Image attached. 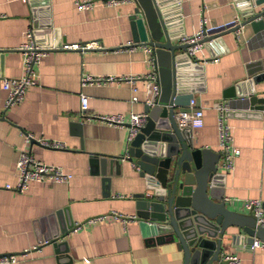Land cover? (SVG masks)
I'll return each instance as SVG.
<instances>
[{
    "label": "crops",
    "instance_id": "obj_1",
    "mask_svg": "<svg viewBox=\"0 0 264 264\" xmlns=\"http://www.w3.org/2000/svg\"><path fill=\"white\" fill-rule=\"evenodd\" d=\"M36 1V2H33ZM174 33L198 28L201 16L220 22L237 15L244 7L233 0H163ZM136 0L108 4L96 0L91 8L77 9L74 0H0V252L19 254L14 264H182L183 251L173 241L146 238L138 216L123 219L118 213L135 214L136 191H150L145 178L126 159L119 172L104 181L91 153L123 154L128 145V125L115 126L88 117L91 113L144 111L146 78L133 81L137 99L126 79L116 82L88 83L80 86L83 72L98 74H145L150 65L142 43L134 42L132 18ZM257 5L255 8L260 7ZM49 23L50 43H77L79 46L52 47L35 66L37 83L25 90L22 99L4 105L6 91L2 77L22 72L20 44L28 25L43 43L42 34ZM54 35L52 36V32ZM204 41L198 53L207 57L203 65L189 62L180 84L176 110L187 107L189 96L203 105V125L192 129L195 146L220 151L217 140L216 105L224 98L227 86L249 76L247 64L259 58L264 65V36L250 23ZM178 42L177 38L172 39ZM181 49H176L175 52ZM211 56H217L215 60ZM185 65V64H184ZM184 72V73H185ZM253 92L264 95V77L251 83ZM88 94L87 109L79 107V93ZM227 114L233 140L239 147L234 166L224 172L220 189L225 204L247 211L244 200L262 199L264 205V116L242 113L233 107ZM240 110V111H238ZM57 138L63 148L26 142L24 133ZM19 148L30 150L38 159L63 166L71 172L68 181L42 183L32 180L26 189L6 187L15 183V159ZM218 164V163H217ZM218 190H215L217 192ZM118 194V195H116ZM63 220L73 223L58 241L42 240L41 226L48 212L61 210ZM114 212V213H113ZM91 216H97L90 218ZM75 222L78 224L75 226ZM234 226L222 236L221 255L234 252L241 264H264V245L253 248L245 234L233 238ZM36 245V246H33ZM212 264H220L213 262Z\"/></svg>",
    "mask_w": 264,
    "mask_h": 264
},
{
    "label": "water",
    "instance_id": "obj_2",
    "mask_svg": "<svg viewBox=\"0 0 264 264\" xmlns=\"http://www.w3.org/2000/svg\"><path fill=\"white\" fill-rule=\"evenodd\" d=\"M136 1L135 12L140 10V14L132 18V36L134 43L152 46L161 90L156 102L144 104L145 120L128 138L123 154L91 153L89 161L97 165V172L102 174L104 181H109L110 174L119 172L121 159L128 160L145 178L150 191H136L132 195L135 214L140 218L146 238L174 241L183 251L182 264H223L221 241L228 227L237 228L231 232L233 238L245 234L249 241L258 237L264 242V225L256 224L252 210L237 211L225 204L216 174L220 151L195 146L192 128L176 124L175 105L179 98V80L183 76L180 69L185 65L175 50L185 49L187 42L172 41L174 23L160 8L163 0ZM254 3L243 6L244 19L212 31L205 38L220 35L224 30H234L245 22L264 36V0H254ZM45 26L43 39L50 44V24L45 23ZM35 36L39 35L36 33ZM55 44L59 45V42ZM247 73L249 76L224 90L223 95L228 97L225 99L226 114L236 111L233 107H239L242 113H262L264 95L255 94L251 87L253 80L264 77L262 61L259 58L250 60ZM31 141L36 140L32 138ZM62 210L46 214L41 226L42 240L52 241L55 245L64 243L58 238L73 223L62 219Z\"/></svg>",
    "mask_w": 264,
    "mask_h": 264
},
{
    "label": "built area",
    "instance_id": "obj_3",
    "mask_svg": "<svg viewBox=\"0 0 264 264\" xmlns=\"http://www.w3.org/2000/svg\"><path fill=\"white\" fill-rule=\"evenodd\" d=\"M96 0H74L76 8L85 9L91 8ZM108 4H116L122 1L128 0H99ZM239 6H249L254 5V0H233ZM161 9L168 15V10L164 2L160 5ZM169 17V15H168ZM240 21V17L236 14L233 17L220 21L213 22L208 20V18L203 14L200 19L198 28L191 32L185 33H174V37L177 38L178 42H187L185 49L178 51L179 57L183 58V62L186 65L189 62H194L201 66L207 60L206 56H201L198 53L201 51L204 45V41L207 39L205 36L212 31L221 30V28L228 27ZM240 25L234 29V34L238 38ZM24 40L20 44L21 50V64L22 72L18 76L2 77L1 86L6 91V97L4 105L8 106L14 102L19 101L23 98L25 90L31 84L37 83V73L35 66L39 64L43 55L50 48L64 46H79L77 43H63L62 45H56L54 42L50 44L43 43L40 39H37L34 32V26L28 25L23 32ZM133 41L129 44L133 45ZM142 48L146 54V60L150 65V69L145 74L133 73V74H98L94 75L91 73L83 72L80 76V86L88 83H101V82H116L122 79L130 81V89L133 91L131 100L137 99V87L133 84V81L141 77L142 75L146 78L144 89L146 92L145 102L152 104L157 101V97L160 93V84L158 80V71L156 69V57L153 52L152 46L149 44L142 43ZM213 59H217V56H211ZM184 66V67H185ZM183 70L181 67L180 71ZM182 71L183 76L179 80V85L182 83L184 76L187 72ZM180 90V86L178 87ZM88 104V94L85 91H80L79 93V107L84 111L87 109ZM216 105V123H217V140L220 146V155L217 164V180L219 183L222 181V175L224 172L230 170L234 166V156L239 152V147L235 144L233 140V134L231 130V124L227 121L226 110L228 105H226V100L224 98L218 99L215 102ZM262 115L264 116V108L262 109ZM88 117L94 120H101L107 122L111 125L123 126L128 123V138H130L135 131L139 128L140 124L145 120L146 112L144 111H130L128 118H125L121 112L110 113V112H99L91 113ZM175 120L176 124L180 127L190 126L192 129L203 125V105L196 103L195 96H189L187 100V107L175 110ZM34 138L36 141L42 145H49L54 147L63 148L66 144L57 138L43 137L42 135H34L32 132L24 133V140L29 142ZM15 169H16V180L15 183H6L5 186L9 188H16L19 190L26 189L32 180L48 183L52 181H68L71 172L64 170L63 166L60 164L52 162H44L36 158L30 150L25 148H19L17 157L15 159ZM149 191H146L148 193ZM118 195V194H116ZM244 206L247 210H252L255 215V222L259 225H264V205L262 199L258 197H248L244 200ZM114 213V212H113ZM117 216L122 215L123 219L135 217L136 214H123L117 213ZM97 217L91 216L90 218ZM78 222H75V226ZM46 241V240H44ZM250 247L256 245H264V242L258 237H254L251 242L248 243ZM36 246V245H33ZM27 250L22 252L14 253H2L0 252V264H14V262L19 257V254L25 255ZM221 259L225 262L223 264H241L239 262V256L234 252H226L221 255Z\"/></svg>",
    "mask_w": 264,
    "mask_h": 264
}]
</instances>
